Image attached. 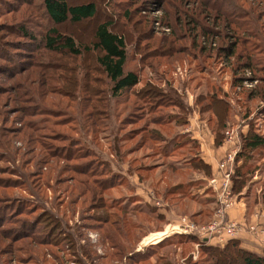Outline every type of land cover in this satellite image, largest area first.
Here are the masks:
<instances>
[{
  "label": "rangeland",
  "instance_id": "374dc122",
  "mask_svg": "<svg viewBox=\"0 0 264 264\" xmlns=\"http://www.w3.org/2000/svg\"><path fill=\"white\" fill-rule=\"evenodd\" d=\"M89 2L94 17L56 26L75 55L47 47L44 0H0V264H244L216 237L203 242L218 256L194 234L148 242L182 217L214 219L210 133L264 137V0H69ZM104 21L140 77L119 97L92 47ZM242 160L251 218L264 213V146Z\"/></svg>",
  "mask_w": 264,
  "mask_h": 264
},
{
  "label": "trees",
  "instance_id": "16d2710c",
  "mask_svg": "<svg viewBox=\"0 0 264 264\" xmlns=\"http://www.w3.org/2000/svg\"><path fill=\"white\" fill-rule=\"evenodd\" d=\"M44 4L46 13L53 23V27H51L45 34V42L47 47L52 50H60L61 52L72 53L75 55L81 54V48L77 46L74 39L70 36L60 33L57 30L56 26L62 25L66 22L78 23L83 20L94 17L98 12L97 4L94 2H89L79 5H70L69 0H44ZM20 32H23L24 35L29 34L27 30L23 31L22 29H20ZM205 36L209 37V35L207 34H205ZM231 44L233 43L231 42L228 46L219 47V51H223V53L227 57H231L234 51V47H232ZM84 47L87 51L90 50V48H88L87 46ZM92 47L95 50H98L101 55L100 57H98L97 60L103 72L106 74V76L111 82V91L114 96L119 97L125 91L132 90L139 84V75L134 71H127L125 69L128 59L126 38L113 29V23L111 21L101 22L97 26L95 31V40L92 44ZM244 64L245 65L242 67V69L239 70L244 71L252 67V63L250 61L245 62ZM244 79V76L237 75L233 77L235 84L239 86L240 84H244ZM163 99V95H159V97L156 98L155 102H153L152 105L155 107L161 106ZM225 130L226 126L225 124H222V127H220V129L218 130L219 139L218 141H216V145L222 144ZM181 134H183V132H181ZM239 136L242 143V151L240 154H238L240 156H243L244 151H252L258 147L264 146V137L261 134L249 133L243 136V134L241 133L239 134ZM167 147L168 145H164V147H162V152L164 154L168 153L167 149L165 150V148ZM249 155L250 154H248L247 156ZM242 166L243 167H239L240 173L238 174V170H236V175L232 176L231 187L236 192H241V188L240 186H238L240 189L237 190V185L235 184V182H238L241 179L245 181L246 178L244 175H241L244 174L241 173V170L245 169L244 164ZM249 191L250 187L246 189V194H248ZM181 237L186 238L188 237V235L182 234ZM201 240L202 248L205 249V251H212L214 255L218 256V253L214 252V249L216 248L215 245V247H213V245L203 242L204 239ZM239 244V240L229 239L226 244L227 246H220L217 248L220 251L219 254H223V256L228 253L230 247L236 248V254H238L236 257L238 259L239 256L242 257V261L244 262V264H264V256L256 254L252 251H248L243 247H240ZM147 250L148 249H146L145 251H135L133 256L139 259L141 256H145L143 252H146ZM226 257L231 260V256L227 255Z\"/></svg>",
  "mask_w": 264,
  "mask_h": 264
},
{
  "label": "crops",
  "instance_id": "0c3cea01",
  "mask_svg": "<svg viewBox=\"0 0 264 264\" xmlns=\"http://www.w3.org/2000/svg\"><path fill=\"white\" fill-rule=\"evenodd\" d=\"M190 129V128H189ZM189 129L186 128L185 131L189 132ZM229 129V128H228ZM194 131L193 129H190V131ZM226 131V130H225ZM242 132L240 131V133L236 130V132L234 131V139H228L226 135L225 138H223L222 141H224L222 144H217L215 145V140H214V136H212V133H210L211 135V140H210V148L212 151L209 153V158L208 162H206L210 167H212L213 173H214V179L213 182H210V185L214 187V189H218L219 186L222 183V179H223V173L220 169V162L222 161V159L224 157H226L227 153H229L230 151H232L234 148L237 147V149H240L238 154L241 153L242 151V143H241V139L239 134H241ZM238 135V136H237ZM237 154V157L235 159V163L234 165L237 163V165H239L243 160V156H240ZM237 166H234V172L233 175H236V168ZM232 175V176H233ZM232 188V187H231ZM244 193H246V190H243L241 192H236L233 188H232V194H233V198L235 200V203L229 208L228 210V218L232 221H236L240 224L245 225V227L242 228V230L232 239H237L241 242V246L249 251H260L259 248H257L259 246H263V244L261 243V236H262V229L264 231V213L260 214V215H255L253 217H249V213L247 214V208H248V203L247 200L245 199L246 197L242 198V195H244ZM177 222V221H176ZM247 222V223H246ZM251 225H255L257 228V232L256 231H252L249 229V226ZM157 233V232H156ZM155 232L151 233V235H154L153 238L150 239V241L148 243L151 244H158V242H160V240H155V237L157 235H159L161 232L156 234ZM156 234V235H155ZM173 234V233H171ZM171 234L169 237H171ZM180 236H182V234H179ZM150 237V236H149ZM168 237V236H166ZM154 239V240H153ZM229 239V238H228ZM168 239H166L167 243H169L170 241H168ZM162 242V241H161ZM148 243H145V247H140L137 251H145L146 249L149 248Z\"/></svg>",
  "mask_w": 264,
  "mask_h": 264
},
{
  "label": "built area",
  "instance_id": "2783aa9c",
  "mask_svg": "<svg viewBox=\"0 0 264 264\" xmlns=\"http://www.w3.org/2000/svg\"><path fill=\"white\" fill-rule=\"evenodd\" d=\"M226 136L228 139H234V131L227 130ZM240 149L234 148L232 151L227 153L226 157L220 162V169L223 173L222 183L219 186L217 202L218 206L215 212V217L212 222L208 225L196 226L193 222L189 221L188 218L182 217L178 221V225L174 223L168 227L165 232L160 233L155 237V240H160L162 237H166L171 233L178 232L179 234H194L198 235L201 239L210 240V238L216 237L215 239L221 243L228 241V238L235 237L245 225L240 224L236 221L230 220L228 215L229 208L235 203L232 194V175L234 173V163L237 154ZM255 225L249 226L252 231H257ZM262 233H264L262 229ZM154 240V239H153Z\"/></svg>",
  "mask_w": 264,
  "mask_h": 264
},
{
  "label": "bare ground",
  "instance_id": "6f19581e",
  "mask_svg": "<svg viewBox=\"0 0 264 264\" xmlns=\"http://www.w3.org/2000/svg\"><path fill=\"white\" fill-rule=\"evenodd\" d=\"M229 239H232V238H229ZM229 239H228V240H229Z\"/></svg>",
  "mask_w": 264,
  "mask_h": 264
}]
</instances>
